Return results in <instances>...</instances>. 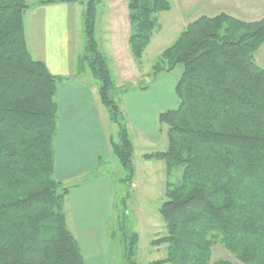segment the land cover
<instances>
[{
  "label": "trees",
  "instance_id": "1",
  "mask_svg": "<svg viewBox=\"0 0 264 264\" xmlns=\"http://www.w3.org/2000/svg\"><path fill=\"white\" fill-rule=\"evenodd\" d=\"M58 1L0 0V264H85L64 212L69 187L54 178L56 92L62 77L35 59L26 41L24 13ZM82 2L83 0H79ZM85 0L84 50L76 74L89 69L101 104L117 127L109 144L132 186L134 146L114 99L108 59L94 37L97 6ZM128 45L140 60L160 26L156 14L170 0H126ZM264 42V17L242 21L224 13L189 22L160 54L153 77L181 66L178 104L161 112L166 147L143 154L162 160L166 200L158 208L165 257L150 264H234L214 259L221 245L240 264H264V68L254 52ZM166 63V67H163ZM161 65V66H160ZM116 237V233H112ZM123 264H138V234L122 224Z\"/></svg>",
  "mask_w": 264,
  "mask_h": 264
},
{
  "label": "crops",
  "instance_id": "2",
  "mask_svg": "<svg viewBox=\"0 0 264 264\" xmlns=\"http://www.w3.org/2000/svg\"><path fill=\"white\" fill-rule=\"evenodd\" d=\"M170 2L171 8L166 12H160L161 17L157 18L160 25L159 34L163 36L167 31L179 34L189 22L200 16L212 17L224 13L242 21H255L264 17V0H170ZM74 5V2L58 1L32 7L29 10L28 28L30 45L28 42L27 44L35 59L42 61L52 75L63 78L56 92V96H60V99L56 101L62 132L58 140L60 155L57 160L55 155L54 173L59 169L61 182L81 179V182L69 189L67 196L71 210L70 224L75 233L77 235L79 233L81 237L78 238L79 242L85 243L83 238L96 233L92 226L95 228L101 226L102 213L114 198L115 179L112 176L114 172L112 168L101 169L100 166L102 163L111 162L115 156L109 144L112 123L100 102L97 84L92 83L87 86L88 83L83 81L87 75L86 70L80 74H76L75 71V59L83 52V31L82 26L79 28ZM127 27L123 48L126 49V53L129 51L130 54H127L132 61L128 46L129 24ZM110 33L109 44L113 46L112 52L116 56L120 55L121 49L117 37H114L115 32L110 30ZM171 42L172 40L169 44ZM166 46L156 48L157 55ZM120 58L118 57V61ZM254 59L260 67L264 68V42L254 52ZM118 67H122L121 61L118 62ZM127 80L129 79L117 81L115 85L124 86L126 82L128 83ZM174 85L175 83L173 86L171 84L173 93ZM171 87H169L170 90ZM149 88V86L136 88L134 98L139 99L142 95L146 96ZM127 93L128 91L121 95L119 105H126ZM163 99L156 98L154 105H164L165 100ZM161 112L163 111L155 110L148 118L146 114L139 113L137 116L139 123L151 121L153 128L147 129L145 126L133 128L135 138H132L131 127L126 125L134 146V153L136 144L138 147L143 145L147 148L160 141L158 133L163 129L158 122V115ZM86 175H90V179L84 178ZM86 219L88 222L85 225ZM97 221L98 226L95 223ZM83 226H86L83 229L87 230H83ZM89 226L90 229L87 228ZM77 235H74L76 240ZM79 247L81 250V245Z\"/></svg>",
  "mask_w": 264,
  "mask_h": 264
},
{
  "label": "rangeland",
  "instance_id": "3",
  "mask_svg": "<svg viewBox=\"0 0 264 264\" xmlns=\"http://www.w3.org/2000/svg\"><path fill=\"white\" fill-rule=\"evenodd\" d=\"M25 1L27 4H33L38 0ZM73 2L75 3L74 8L76 10V19L78 21L79 28L82 26L83 31L81 13L84 9L85 0L82 2L79 0ZM29 10H31V8L25 11L23 18L27 42L28 28L30 24ZM156 16L158 19L161 17L160 13L156 14ZM128 24L126 0H102L97 6L94 37L98 44V48L102 50L108 59V65L115 82L117 83V81L122 79H129L127 80L128 83L126 82L124 85V87L129 88L126 95V105H119V101L122 99L121 95L123 93L115 94L114 99L117 103H119L118 105L120 109H122L121 111L124 116V122L127 126L131 127L130 129L133 135L132 138H135L133 128L137 129V126H145L147 129L153 128L151 121H145L143 124L139 123V119L137 118L139 113L146 114L148 118L155 110L166 111L177 106L178 99L173 93L171 84L173 86L176 82L181 72V66L176 65L170 71L162 70L155 77H153V67L155 64H159L161 54L157 55L156 48L158 49L159 47L160 49L161 47L170 45V41L172 40L173 42L178 35H176L174 31H167L164 36L160 35V27L154 31L149 47H147L142 58L140 60H136L132 57L131 61L127 54L129 53L128 49V52L126 53V49L123 48L125 46L124 37L127 35L125 31L128 29ZM110 30L115 32L114 37H117L116 39H118V44L121 49V51H119L120 55L118 54L119 56H116V54L112 52L113 46L109 44L111 39ZM84 44L83 34L82 51L84 50ZM79 55L80 54H78L77 57ZM118 57H121L119 59L122 62L121 68L118 67V62H120L118 61ZM162 66L166 67L167 65L164 63ZM86 73V78L84 77L83 81L88 83L87 86L92 83L96 84L89 69H86ZM148 86L150 88L149 93H146V96L142 95L139 99L134 98V96H136L134 95V91L137 90L136 88ZM169 87H171V90ZM156 98H164L163 100H165V104L161 106L154 105ZM56 99H60V96H56ZM161 127L163 130H160L158 133L160 141L155 145L144 148L143 145L138 147L136 144V150L132 157V162L134 164V176L131 187H128V184L124 181H121L125 177V172L115 157L111 162L101 164V169L112 168V171L114 172L113 173L111 171V173H113L112 176L115 179L114 198L102 213L104 220L102 218L101 226L99 228L92 226V229L96 233L83 238L85 243H82L81 241L79 242L78 238L81 237L79 236V233L78 235L75 233L70 224L71 210L69 198L66 196L64 204L66 222L71 232L73 234L75 233L74 235H77L76 237L80 243L79 245H81V251L83 253L85 264H123V246L120 242L122 224L126 229L135 231L138 234V243L135 250V257L138 264H150L152 261L165 257V245H156L151 242L165 234V224L158 213V208L162 202L166 200V180L174 184L178 183L180 179V171L174 170L169 177H166L165 164L162 160L144 159L142 157L145 153L162 151L165 149V126L161 125ZM61 132L62 126L60 124V117H58L57 136L55 135L54 138L56 160L60 155L58 150V140ZM111 135L114 141H117V127L113 124L111 127ZM60 177L61 173L58 169V171L54 173V178L59 180ZM89 177L91 176L86 175L84 178L90 179ZM77 179L78 178L62 183L71 189L73 185H77V183L81 182V179ZM87 222L88 221L86 219L85 225ZM95 223L98 226V221ZM83 228H86V226H83L82 229ZM87 228L90 229V226ZM112 233H116L115 238L112 237ZM93 249H95V251ZM213 258L229 259L234 264H240L219 244H216L213 247Z\"/></svg>",
  "mask_w": 264,
  "mask_h": 264
}]
</instances>
